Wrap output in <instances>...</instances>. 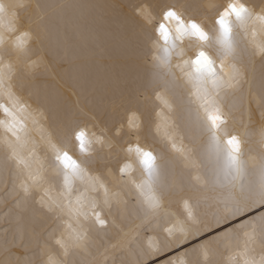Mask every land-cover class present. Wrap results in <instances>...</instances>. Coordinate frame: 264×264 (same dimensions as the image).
Segmentation results:
<instances>
[{
    "label": "snow or ice",
    "instance_id": "6c2138e0",
    "mask_svg": "<svg viewBox=\"0 0 264 264\" xmlns=\"http://www.w3.org/2000/svg\"><path fill=\"white\" fill-rule=\"evenodd\" d=\"M0 264H264V0H0Z\"/></svg>",
    "mask_w": 264,
    "mask_h": 264
}]
</instances>
